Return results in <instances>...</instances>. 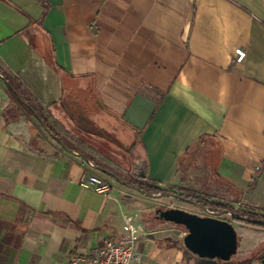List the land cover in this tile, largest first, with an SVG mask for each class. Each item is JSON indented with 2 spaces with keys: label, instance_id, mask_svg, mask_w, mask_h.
Returning <instances> with one entry per match:
<instances>
[{
  "label": "crops",
  "instance_id": "0c3cea01",
  "mask_svg": "<svg viewBox=\"0 0 264 264\" xmlns=\"http://www.w3.org/2000/svg\"><path fill=\"white\" fill-rule=\"evenodd\" d=\"M0 71L71 152L33 129L31 153L0 84V264H68L124 215L152 228L156 200L99 168L264 214V0H0ZM90 174L111 199L79 186ZM240 237L231 264H260L264 233ZM176 241L141 239L131 264H193Z\"/></svg>",
  "mask_w": 264,
  "mask_h": 264
},
{
  "label": "water",
  "instance_id": "95a60500",
  "mask_svg": "<svg viewBox=\"0 0 264 264\" xmlns=\"http://www.w3.org/2000/svg\"><path fill=\"white\" fill-rule=\"evenodd\" d=\"M0 81H2L8 89L22 102L26 108L32 113L34 118L39 122L42 129L55 140L62 149L71 153L70 150L55 136L47 127L42 123L39 115L33 111L19 96L16 90L10 85V83L0 75ZM81 157V156H80ZM87 165L93 167L92 164L86 161ZM99 171L105 173L115 182L123 184L110 174L109 172L99 168ZM134 174L139 178H145L146 173L135 167ZM126 186V185H125ZM140 194L154 200L162 198H170L176 201L185 202L196 206L204 211L206 215H198L189 213L187 211L167 208L165 210L156 209L154 210V217L156 220L164 222L166 224H172L177 227H182L186 234L181 239V245L183 247V256L187 263L192 262L193 264H231V259L236 255L238 249V238L237 233L231 222L222 220L218 217L209 216L211 213L209 209L202 205L187 200L179 195L173 193H162L157 195L148 194L147 192L141 191L137 187H131ZM221 215H229L236 220L246 221L251 224H259L264 226L262 220H250L241 216H237L231 212H221ZM262 254L259 257L260 264H264V246Z\"/></svg>",
  "mask_w": 264,
  "mask_h": 264
},
{
  "label": "trees",
  "instance_id": "16d2710c",
  "mask_svg": "<svg viewBox=\"0 0 264 264\" xmlns=\"http://www.w3.org/2000/svg\"><path fill=\"white\" fill-rule=\"evenodd\" d=\"M0 75L10 83V85L19 94L20 98L33 111H35L39 115L42 123L47 127V129L59 139V137L54 133V131L47 125L46 119H45L42 111L28 98V96H26L22 92L19 84L16 81H14L12 78L3 74L1 71H0ZM0 84H1V95L3 97V106L1 108V120L5 124L4 126L11 128L12 130H14L16 132L17 131H19V132L24 131L25 133L30 135L31 141L27 145L28 150L33 154L36 153L38 155H43L42 149H35V144H36L35 140L40 139V137L38 134L35 137V133H34V135H31V131L33 129H34V131L38 130V132L41 134V136H43L46 139H50V137L44 132L41 125L34 118V116L28 110V108H26V106H24L22 104V102L8 89V87L2 81H0ZM117 178L120 181H122L123 183H125L127 186L137 187L141 191L147 192L148 194L157 195V194H162V193H173V194L179 195V196H181L187 200H191L193 202H196V203L202 205L203 207L209 209L210 211L231 212L237 216H241V217H244L246 219L264 221V214H262V213H256L254 211H249V210H245V209H235L228 204L208 201L206 199L200 198L199 196H196L195 194H192L189 192L170 191L167 189H163V188H159V187H155V186H150V185L145 184V183H140L138 181H135L132 178L123 177L120 175L117 176ZM230 221L233 223L232 225H233V227L237 233V238H238V249H237L236 255L233 256L231 261H230L232 263L233 259L236 258V256H238L240 254L243 255L245 253L244 249L241 245V242H240L242 240L240 237L241 229L243 227H250V228H255V229L261 230L264 233V226L259 225V224H251V223H248V222L242 221V220H236L232 217H230ZM175 244H177L178 246H182L181 241H176ZM249 261H251V260H249ZM221 264H224V263H221Z\"/></svg>",
  "mask_w": 264,
  "mask_h": 264
},
{
  "label": "built area",
  "instance_id": "2783aa9c",
  "mask_svg": "<svg viewBox=\"0 0 264 264\" xmlns=\"http://www.w3.org/2000/svg\"><path fill=\"white\" fill-rule=\"evenodd\" d=\"M245 53L241 50L235 51V62L241 63ZM79 186L83 190L93 192L105 199L112 198L113 186L97 175H85L81 178ZM210 211V210H209ZM209 216L222 218L221 212L210 211ZM206 215V214H203ZM166 231L176 233L178 240L185 236L186 231L180 230L177 226L167 224ZM140 226L138 216L129 214L123 216L122 233L118 239L106 240L103 245L87 256H72L68 264H131L137 259L136 249L138 242L149 237Z\"/></svg>",
  "mask_w": 264,
  "mask_h": 264
},
{
  "label": "rangeland",
  "instance_id": "374dc122",
  "mask_svg": "<svg viewBox=\"0 0 264 264\" xmlns=\"http://www.w3.org/2000/svg\"><path fill=\"white\" fill-rule=\"evenodd\" d=\"M152 204H153V211L147 218L148 220H152V221L154 220V210H156V209L165 210L167 208H176V209H181V210L187 211L189 213L205 214L203 210H201L200 208H198L196 206H193V205L185 203V202L176 201V200H173L170 198L158 199L156 201H153ZM137 216H138L140 226L144 229L145 232L151 234V235H149V237H151L155 234L156 235L160 234L162 236L168 235V236H173L174 238H178L176 233L166 231V229L169 227L166 223L154 220L156 222L155 224H153L154 226H152V228H150V229H147L145 224H143L141 222L140 215H137ZM223 218L230 220V217L226 216V215H224ZM178 228L180 230H184L182 227H178Z\"/></svg>",
  "mask_w": 264,
  "mask_h": 264
},
{
  "label": "flooded vegetation",
  "instance_id": "af4514ba",
  "mask_svg": "<svg viewBox=\"0 0 264 264\" xmlns=\"http://www.w3.org/2000/svg\"><path fill=\"white\" fill-rule=\"evenodd\" d=\"M263 253V252H262Z\"/></svg>",
  "mask_w": 264,
  "mask_h": 264
}]
</instances>
